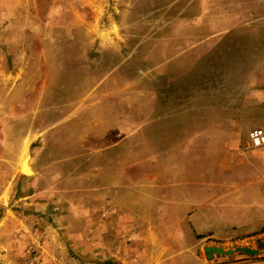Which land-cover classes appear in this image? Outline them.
<instances>
[{
    "label": "rangeland",
    "instance_id": "obj_1",
    "mask_svg": "<svg viewBox=\"0 0 264 264\" xmlns=\"http://www.w3.org/2000/svg\"><path fill=\"white\" fill-rule=\"evenodd\" d=\"M37 5L50 31L106 26L117 54L0 79V264H174L176 234L203 261L176 264L264 260V0Z\"/></svg>",
    "mask_w": 264,
    "mask_h": 264
},
{
    "label": "crops",
    "instance_id": "obj_2",
    "mask_svg": "<svg viewBox=\"0 0 264 264\" xmlns=\"http://www.w3.org/2000/svg\"><path fill=\"white\" fill-rule=\"evenodd\" d=\"M37 3H90L93 7L98 8L100 3H110V0H0V57L7 61L14 60V64L6 62L0 69V73H3L0 79L5 84L11 81V85L18 86L24 80L26 69L27 73L30 70L29 73L38 71L42 74L37 78L35 74L27 76L29 79L28 88L38 84L43 87L48 83L52 73H63L68 68L70 71L91 74L98 69L95 68L96 66L105 65L106 67L104 66L101 70L109 71L108 57L117 54L115 53L116 41L113 34L109 32V28L105 26L94 31L76 33V35L50 31V26H47L51 21L50 15L46 16L48 18L46 20L40 11H34L38 7ZM99 57L102 58L99 59ZM67 60H69V64L66 63ZM97 86L99 85L94 83L92 88ZM27 96L30 99L29 93ZM79 101V104L87 103L84 98ZM29 103L34 102L29 100ZM102 144L98 145V149L103 151ZM257 149H263L260 151L262 155L260 159L261 167L264 169V146ZM262 182L264 183V178ZM134 189L138 192L140 190L138 186ZM179 231H181V225L174 224V232L178 233ZM178 238L176 234L174 236V264L178 261L180 253L188 254L187 258H191L193 262L202 263L201 258L195 254V247L188 249L192 245L188 246ZM178 249H181L182 252ZM241 264H264V260L250 259Z\"/></svg>",
    "mask_w": 264,
    "mask_h": 264
},
{
    "label": "water",
    "instance_id": "obj_3",
    "mask_svg": "<svg viewBox=\"0 0 264 264\" xmlns=\"http://www.w3.org/2000/svg\"><path fill=\"white\" fill-rule=\"evenodd\" d=\"M260 245H262L264 247V241H261ZM205 251L208 254L209 259L213 258L214 254H217V255H219V254H233L235 252L234 250L224 251V249L221 247H206ZM236 251H243L247 255H255L258 253L257 249H253L250 247H240V248H237Z\"/></svg>",
    "mask_w": 264,
    "mask_h": 264
},
{
    "label": "built area",
    "instance_id": "obj_4",
    "mask_svg": "<svg viewBox=\"0 0 264 264\" xmlns=\"http://www.w3.org/2000/svg\"><path fill=\"white\" fill-rule=\"evenodd\" d=\"M250 141L253 147L259 148L264 146V130L263 129H253L249 133Z\"/></svg>",
    "mask_w": 264,
    "mask_h": 264
},
{
    "label": "bare ground",
    "instance_id": "obj_5",
    "mask_svg": "<svg viewBox=\"0 0 264 264\" xmlns=\"http://www.w3.org/2000/svg\"><path fill=\"white\" fill-rule=\"evenodd\" d=\"M22 164V163H21ZM23 170L26 172V173H29V174H31V170L27 167V164H24V166H23Z\"/></svg>",
    "mask_w": 264,
    "mask_h": 264
}]
</instances>
